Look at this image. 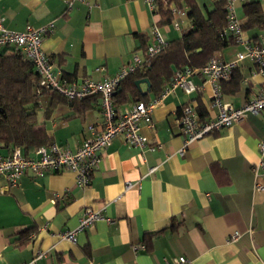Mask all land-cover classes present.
Returning <instances> with one entry per match:
<instances>
[{
  "label": "crops",
  "instance_id": "0c3cea01",
  "mask_svg": "<svg viewBox=\"0 0 264 264\" xmlns=\"http://www.w3.org/2000/svg\"><path fill=\"white\" fill-rule=\"evenodd\" d=\"M214 1L195 0L204 15ZM259 2L264 10V0ZM243 3L235 2L240 21ZM183 9V15L159 25V13L145 0H75L71 8L64 0H0L8 29L22 31L53 21L43 50L77 83L85 77L113 76L133 54L144 57L153 25L167 42L179 38L191 26L187 7ZM243 34L264 42V30ZM225 36L227 44L214 54L230 60L242 46ZM253 69L246 58L229 79L218 83L225 104L238 107L259 92L262 78ZM192 80L200 90L186 94L175 88L154 108L152 127L142 122L144 147L114 138L100 151L88 185L79 186L68 170L39 177L27 171L10 187L0 178V264H177L180 256L187 264H264V191L253 190L252 173L258 144L264 141V112L247 113L182 149L180 108L188 105L203 118L216 113L209 111L210 84L199 75ZM148 87L140 84L143 93ZM39 100L37 123L51 143L75 151L89 135V125L102 127L98 96L82 105L58 103L50 111V94ZM132 103L115 106L123 109ZM8 152L0 147V154ZM25 155L35 157V150ZM260 180L264 183V169ZM55 195L65 196L66 203ZM87 206L104 207L111 221L97 220L78 231L74 243L61 238L58 233L78 226ZM25 230L29 232L22 238ZM235 231L241 235L228 241Z\"/></svg>",
  "mask_w": 264,
  "mask_h": 264
},
{
  "label": "built area",
  "instance_id": "2783aa9c",
  "mask_svg": "<svg viewBox=\"0 0 264 264\" xmlns=\"http://www.w3.org/2000/svg\"><path fill=\"white\" fill-rule=\"evenodd\" d=\"M74 1L64 0L67 8H71ZM145 1L150 7L156 9L157 0ZM236 1L226 0V24L219 29L221 36L231 35L234 41L242 46V49L236 52L233 59L224 60L214 54L200 67L185 66L175 72L174 77L157 96L145 102H134L123 109H118L112 103V95L120 82L142 63L148 62L151 57L158 54L167 44L157 25L152 27L151 41L144 50V57L133 54L131 59L122 64L113 76L104 77L100 80L85 77L80 83H77L66 78L62 71L54 66L52 60L43 50V38L53 31V21L42 27H27L22 31H16L6 28L3 23V16L0 15V48L12 47L27 57L40 77L39 86L47 91L56 92L68 99H82L91 95L98 96L103 118L100 129L95 130L92 125L88 126L89 135L83 139L75 151L52 142L48 145L38 146L35 149V157L23 154L21 149L16 146L7 154H0V178L4 181L5 186L15 185L20 176L27 171L39 177L48 172L62 170L73 172L79 186L88 185L92 171L100 161V151L105 149L114 138H120L132 146L144 147L146 138L141 133L142 122L152 127L154 108L162 98L175 88H181L186 94L200 90L201 86L196 85L192 80L194 75L201 76L204 83L210 84L211 101L209 111L216 109V113L203 118L188 105L180 108L177 120L184 134L182 149L209 133L239 122L247 113L264 112V42L250 41L244 36L241 22L235 13ZM238 1L247 2L249 0ZM170 8L174 17L184 14L183 7L177 8L174 4H171ZM173 26L180 29V25L176 21H173ZM246 58L253 61V73L261 76L262 85L256 95L247 99L242 105L233 107L222 101L218 83L221 80L229 79L233 71L239 67L240 62ZM258 150L259 160L252 167L253 190L264 191V183L260 180V170L264 169V141L259 142ZM127 186L129 187L130 184ZM54 199L61 203L67 201L66 197L61 195H55ZM97 220L111 221L105 215L104 207L93 210L87 206L83 210L78 226L75 229L62 231L58 235L74 243L76 233L90 227ZM240 235L239 232L235 231L228 236L227 240L235 241ZM38 255H43V252H39ZM187 263V258L184 256L178 257L177 264Z\"/></svg>",
  "mask_w": 264,
  "mask_h": 264
},
{
  "label": "trees",
  "instance_id": "16d2710c",
  "mask_svg": "<svg viewBox=\"0 0 264 264\" xmlns=\"http://www.w3.org/2000/svg\"><path fill=\"white\" fill-rule=\"evenodd\" d=\"M226 0H215L214 7L204 15L195 0H157L156 11L160 15L159 25L169 24L174 14L170 5L187 7V18L191 26L179 38L168 41L161 51L129 73L112 95V103L147 101L151 95H158L174 77L175 72L185 66L200 67L228 41L219 29L226 24ZM242 30L257 28L264 30V10L259 0H249L242 5ZM231 37V36H230ZM233 40V37H231ZM149 80L148 92L143 93L135 84L137 79ZM40 77L31 61L12 47L0 48V147L10 151L19 147L24 154L38 146L51 143L44 127L37 123L40 96L50 94L46 108L50 111L58 103L81 104L86 99H68L56 92L39 86ZM29 232H21L22 238ZM22 242V241H21Z\"/></svg>",
  "mask_w": 264,
  "mask_h": 264
},
{
  "label": "water",
  "instance_id": "95a60500",
  "mask_svg": "<svg viewBox=\"0 0 264 264\" xmlns=\"http://www.w3.org/2000/svg\"><path fill=\"white\" fill-rule=\"evenodd\" d=\"M141 83H146L147 85H149L150 83H149V80L147 79V78H144V79H137L136 81H135V84H136V86L140 89V84Z\"/></svg>",
  "mask_w": 264,
  "mask_h": 264
},
{
  "label": "rangeland",
  "instance_id": "374dc122",
  "mask_svg": "<svg viewBox=\"0 0 264 264\" xmlns=\"http://www.w3.org/2000/svg\"><path fill=\"white\" fill-rule=\"evenodd\" d=\"M42 114L41 113H39V116H41ZM38 117V116H37ZM38 119V118H37Z\"/></svg>",
  "mask_w": 264,
  "mask_h": 264
}]
</instances>
